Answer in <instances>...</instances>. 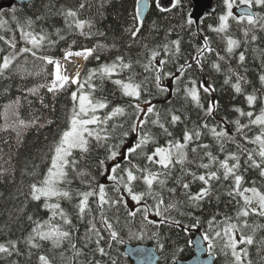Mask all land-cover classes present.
Returning a JSON list of instances; mask_svg holds the SVG:
<instances>
[{
    "label": "snow or ice",
    "instance_id": "obj_1",
    "mask_svg": "<svg viewBox=\"0 0 264 264\" xmlns=\"http://www.w3.org/2000/svg\"><path fill=\"white\" fill-rule=\"evenodd\" d=\"M108 2L110 0H100V7L103 8ZM153 3L160 12L167 13L172 9L180 8L182 0H169L168 5L163 4L162 0H153ZM222 4L223 10L218 16L217 26L213 27L209 24L207 27L214 33L225 34L226 51L232 54L234 49L240 47L241 42L228 34L230 22L246 23L245 38H249V32L252 34L245 43L255 42L258 39L256 33L264 32V0H239V4L236 0H222ZM241 6H243L241 12L236 16L233 9ZM43 7L44 14L36 15L34 19L27 17L21 22L15 15L11 17V22L15 23L26 45L21 48L17 47L15 32L7 27L10 21L0 19V29L5 32L0 34V42L4 45L0 47L2 54L0 77L9 79L13 74L22 78L39 75V72L31 71L26 67L28 57L31 56L34 60L42 62V72H46L43 65L53 66V72L50 73L53 79L49 84L39 85V88H46L49 93L55 94L66 87L76 85V90L70 94L72 107L67 127L50 145L48 167L40 178L29 185L27 193L32 201L37 202L50 215L43 221L34 219L32 215L27 216V220L34 226L24 243L30 250L40 249L41 242H50L54 249H60L68 244L72 250L69 264H101L100 260L95 259V254L98 253L100 257L110 255L106 247L101 246L102 242L108 249L112 248L113 242L124 243L121 233L127 228L130 239H142L147 235L151 239H156L158 248L163 251L165 245L160 240L161 226L182 228L184 231L199 227L201 219L196 213H202L204 202L209 201L216 192L213 182L230 181L226 187V195L230 198L229 203L234 201L236 204L235 216L225 214L219 219L221 213L216 212L211 215L207 219L208 227L204 240L207 241L209 255H213V250L219 247L225 257L231 258V264H252V261L247 259L248 247L254 244L257 229L264 225L249 224L248 217L251 215L264 217V189L256 186V180L250 182L251 186L244 185L245 174L250 170H258L259 177L264 178V108L258 112L253 110L258 101L264 102V95L257 96L255 92L247 94L245 99L250 110L245 111L239 107L234 109L239 117L246 118V123H242L239 118L235 120L224 118L225 124L234 125L235 136L230 135V131L223 125L209 127L208 123H203L197 128L185 130L181 139H176L169 127L183 124L182 115L177 114L179 110L169 109L162 116L152 102L156 93L150 90L149 84L157 93H168L170 88L164 86L162 81L171 79L179 84L184 74L193 68V63L188 60L178 63L182 58L180 38L168 40L165 37L163 43L152 47L143 43L139 58L133 59L125 54H118L111 63H102L99 67L88 70L82 80L79 71H76L74 76L62 74L60 60L48 55H38L45 41L49 45H55L65 40L67 33L62 34L61 28H55L53 33H47L43 29L36 33L34 25L38 21L45 20L48 13H52L62 16L67 29L78 31L81 36L103 37L106 33L96 29L91 19L81 18L80 13L90 7L87 0H80L76 7L60 8H57L52 0H48ZM146 7L149 5L145 0H134L131 22L124 28L129 49L133 44L140 43L141 39H146L142 34ZM254 8H258L259 11H253ZM192 17L193 14L188 13L187 26L197 24V19ZM170 34L171 30H168V35ZM52 35L56 36L57 40H52L50 38ZM192 35L196 36L197 32H193ZM74 44L75 41H72L65 50L64 60L70 57H82L85 60L93 57L99 61L98 53L109 50L106 45L97 44L95 48L73 51ZM112 47H115V44ZM208 54H215L219 60L225 59L215 51L210 38L205 35L192 61L203 70V61ZM238 60L241 65L245 63L244 51L239 53ZM169 64L175 65V71L166 67ZM137 65L147 74L140 81L136 80ZM212 67L217 71L220 70L219 63H213ZM125 71L128 72V76L119 78ZM232 75L236 78L232 87L236 93H241V81H245V77L235 72ZM230 79L231 77L224 83L228 84ZM97 80L100 84L94 82ZM106 80L116 86L122 97L128 98L125 105L110 107L106 97L97 98L94 95ZM259 81L264 85V74L259 75ZM189 83L191 86L185 87L184 98L186 100L190 98L196 107L204 110L206 116H212L219 106L218 102H209L205 108L201 103L199 90L195 86L196 81L191 80ZM200 88L209 95L215 91L211 85L202 84ZM179 90L177 87L176 91ZM38 91V88L29 90L32 95H37ZM15 103L18 104L19 100ZM40 103L44 104L43 98H40ZM19 123L24 125L23 121ZM47 123L52 124L53 121L49 120ZM39 126L43 127V125ZM153 127L172 139L167 140L163 146L158 145L157 134L152 131ZM253 128L257 131L249 135ZM201 129H207L215 143L219 145V152L225 153L223 159L213 153L211 145L201 142ZM150 144L154 146L151 152L148 148ZM227 144H234L235 151H226ZM98 149H102L104 155L103 158L96 159L95 168L100 176L111 182L110 185L97 180V176L92 171L93 166L88 162L91 154ZM189 153L193 154L192 159H189ZM177 165L179 172L174 175ZM188 165H195L197 169L203 171L199 173L192 171ZM170 181L171 186H169ZM196 181H199L202 187L193 193L191 185ZM74 182L85 187L73 188ZM214 198L219 201L220 196L217 194ZM65 200L69 202L76 200L75 219L79 223L86 224L85 232L79 238L83 241L82 246H78L74 237L79 231L77 224L61 206V201ZM121 212L124 213L123 223ZM174 212L180 217L190 218L191 223L185 224L183 220L173 215ZM137 221L139 226L133 230ZM249 228L251 234H245V230ZM259 243L264 246V239ZM90 245L95 246L91 248L92 258L88 257L87 251ZM241 245L244 247H240ZM179 251L182 252L183 249ZM14 255H22L18 241L9 240L7 243H0V256L10 258ZM80 257H84L83 262ZM172 257L171 264H182L177 252H173ZM37 259L38 264H53L46 254L38 255ZM11 264L18 262L13 260ZM111 264H116V261L112 260Z\"/></svg>",
    "mask_w": 264,
    "mask_h": 264
},
{
    "label": "trees",
    "instance_id": "obj_2",
    "mask_svg": "<svg viewBox=\"0 0 264 264\" xmlns=\"http://www.w3.org/2000/svg\"><path fill=\"white\" fill-rule=\"evenodd\" d=\"M9 1L0 0V3ZM149 1V14L145 19L142 29L143 37H146V39H141L140 43L133 44L130 49L127 46L128 37L124 32V28L131 22L134 0H110V2L104 4L103 8L100 7V0H87L90 7H87L80 13L81 18L91 19L96 29L105 32L106 35L103 37L81 36L78 31L73 32L67 29L62 16L48 13L45 20L38 21L34 25V31L39 33L43 29L47 33H53L55 28H61L63 30L62 34L67 33V35L65 40H61L55 45H49L45 41L38 55H48L55 59H63L64 52L71 45L72 41H75V44L72 45L73 51L84 48H95L97 44L106 45L109 50L98 53L100 55L99 61L93 57H89L86 60L81 74V79L83 80L88 70L97 68L102 63H111L118 54H125L126 56H131L133 59L139 58V54L142 52L141 44L143 43H147L149 47H152L163 43L165 37L168 40L180 38L182 58L178 63H184L185 60H188L193 63V68L184 74L179 84L174 83L171 79H164L162 83L164 86L170 88V92L168 93H157L156 89L149 84L150 90L156 93L152 98V102L157 106L162 116L169 109L174 111L179 110L177 114L182 115L184 123L169 127V130L173 132V137L176 139H181L185 130L197 128L203 123H208L209 127L223 125L230 131V135L235 136L234 125L230 123L225 124L224 118L227 117L228 120L239 118L242 123H246V118L239 117V114L234 109L239 107L245 111L250 110L245 99L247 94L255 92L257 96L264 95V85H261L259 81V75L264 74V54H262L264 53V32L256 33L258 39L255 42L245 43V40L250 39L252 34L249 32V38H245L244 29L247 27L246 23L238 24L236 21H231L228 34L241 43L240 47L234 49L232 54H229L226 51L225 34L214 33L207 27L209 24L213 27L217 26L218 16L222 14L223 10L222 0L220 1L222 10L218 2L215 12L207 13L200 20L199 24L191 26H187L186 20L188 13L193 14L195 8L192 0H182L180 8L172 9V11L167 13L160 12L155 7L153 0ZM52 2L56 4L57 8L76 7L80 0H52ZM46 3H48V0H37L22 8L14 7L15 13H13V9L0 13V19L10 21L7 27L15 32L18 48L26 45L20 37L15 23L11 22V17L15 15L21 22L27 17L34 19L36 15L44 14L43 5ZM255 11H259V9L255 8ZM153 25L156 27H153ZM168 30H171L170 35H168ZM193 32H197V35L193 36ZM0 34H5L3 29H0ZM8 35H11V33H8ZM205 35L210 38L215 51L219 52L220 56H223L225 59L219 60L215 54H208L203 61V70H201L192 61V57L196 55L197 48L202 44V38ZM50 38L57 40V37L54 35ZM113 44H115V47H112ZM0 47H4L3 42H0ZM241 51H244L246 56L243 65L238 60V55ZM213 63L220 64L219 71L212 67ZM41 66V61L34 60V58L29 56L26 67L31 71L39 72V75L22 78L20 75L13 74L9 79L0 77V243H7L9 240L18 241V247L22 252V255H14L10 258L0 256V264H11L13 260L17 261L18 264H38L37 257L40 254L48 255L53 264H69V260L72 258V250L68 244H65L60 249H54L50 242H41L42 246L40 249L30 250L24 243L31 228L34 226L31 221L27 220V216L32 215L34 219L38 218L43 221L47 220L50 215L37 202L32 201L27 196V193L29 185L40 178L48 167V149L52 142L67 127L72 107L70 94L76 90V86L71 85L53 94L49 93L46 88H39V85L49 84L53 79L52 75H50L53 72V66L43 65L46 72L41 71ZM166 67L175 71V65L173 64H169ZM135 71L137 73V81L142 80L144 75H147L138 65ZM233 72L245 77L246 82L241 81V93H236L232 87L236 82L235 76L232 75ZM127 76L128 72L125 71L120 74L119 78H126ZM229 77H231L229 83L225 84L224 81L229 79ZM191 80L196 81L195 86L199 90L201 103L205 105V108H207L209 102H218L219 106L214 110L212 116H206L204 110L196 107L190 98L188 100L184 98V89L191 86L189 83ZM94 82L100 84L98 80ZM202 84L211 85L215 91L211 92L210 95L204 93L202 88H200ZM177 87H179V91H176ZM33 88L39 89L37 95H32L29 92ZM94 95L97 98L106 97L110 102V107L114 105L123 106L127 103L128 99L122 97L116 90V86L107 80L104 81L101 88L97 89ZM40 98H43L44 104L40 103ZM17 100H19L18 104L15 103ZM142 107H147V105H142ZM261 108H264V102L258 101L253 110L258 112ZM49 120L53 121V123L48 124L47 121ZM19 121H23L24 125H21ZM39 125H43V127ZM201 130V142L211 145L213 153L218 155L220 159H223L225 153L219 152V145L215 143L208 130ZM152 131L157 134V142L160 146L165 145L167 140L172 139L162 134L161 130L156 127H153ZM256 131L253 128L252 132L248 134L253 135ZM247 146L255 147L254 145ZM125 147H127V144ZM148 148L149 152H151L154 146L150 144ZM226 151H235V145L227 144ZM103 155V150L98 149L91 154L88 162L93 166L92 171L97 176V180L101 183H109L110 185L111 182L106 181L103 176H100L95 168L96 159L103 158ZM192 155L189 153V159H192ZM205 162L207 161L205 160ZM188 167L198 173L203 171L202 169H197L195 165H188ZM178 172L179 165H177L173 174L177 175ZM187 179H191V177H187ZM245 180L244 186H251L250 182L256 180V186L264 189V178L259 177L258 170L248 171L245 174ZM229 183L230 181L213 182L216 192L213 197L209 198V201L204 202L202 213H196L201 219L199 227L189 228L187 231H184L182 228L161 226L160 240L165 245L163 251L158 248L157 240L151 239L147 235L142 239H130L127 235V228H125L121 233L124 243L113 242L112 248L108 249L107 245L102 242L101 246L106 247L110 255L100 257L96 253L95 259L100 260L101 264H111L112 260H115L116 264H134L124 253L127 245H147L153 247L160 256L158 264H171L173 252H177L180 260L192 259L194 255L192 239L195 233H200L204 237L208 227L207 219L216 212L221 213L219 219H222L225 214L235 216L236 204L234 201L229 203L230 198L226 195V187ZM169 186H171V181L169 182ZM84 187V185H80L78 182H74L73 184V188L83 189ZM200 187H202V184L196 181L191 185V190L195 193ZM179 194L180 190L178 189L177 195L179 196ZM217 194L220 196L219 201L214 198ZM180 198L183 199V197ZM75 203L76 200L72 202L65 200L61 201V206L72 216L73 222L77 224L79 231L74 234V237L78 246H82L83 241L79 238L83 236L86 224L76 221ZM173 215L183 220L185 224L191 223L188 217H180L175 212ZM123 217L124 213L121 212L122 223ZM56 222H58V219ZM248 222L249 224L264 225V217L251 215L248 217ZM138 226L137 221L133 230H136ZM245 234H251V228L246 229ZM262 239H264V227L257 229L254 236V244L248 247L249 255L247 259H250L252 264H264V246H261L259 243ZM94 247V245H90L87 250L89 258L93 256L91 248ZM240 247L244 246L241 245ZM180 249H183V251L180 252ZM29 252H31V255H29ZM213 252V255L216 257L215 264H231V258L225 257L219 250V247L214 249ZM61 253H63V256H61ZM80 260L83 262L84 257H80Z\"/></svg>",
    "mask_w": 264,
    "mask_h": 264
},
{
    "label": "water",
    "instance_id": "obj_3",
    "mask_svg": "<svg viewBox=\"0 0 264 264\" xmlns=\"http://www.w3.org/2000/svg\"><path fill=\"white\" fill-rule=\"evenodd\" d=\"M35 1L37 0H10L9 2L0 3V13L4 10H11L16 6L22 8ZM217 1L218 0H193L195 10L192 18L197 19V22H199L206 16L207 12H215V4ZM145 3L149 5V7L144 8L146 19L150 10V2L149 0H145ZM162 3L168 5L169 0H162ZM240 12L241 8L237 13L240 14ZM192 244L194 248V257L190 260H181L182 264H215V256L208 254L207 244L199 233L194 238ZM124 253L134 264H158L160 261V256L156 253L155 249L149 246L127 245Z\"/></svg>",
    "mask_w": 264,
    "mask_h": 264
},
{
    "label": "bare ground",
    "instance_id": "obj_4",
    "mask_svg": "<svg viewBox=\"0 0 264 264\" xmlns=\"http://www.w3.org/2000/svg\"><path fill=\"white\" fill-rule=\"evenodd\" d=\"M69 67H70V73L72 75H75V72L76 71H79L81 70V66H82V61H75V60H70V63H69Z\"/></svg>",
    "mask_w": 264,
    "mask_h": 264
},
{
    "label": "rangeland",
    "instance_id": "obj_5",
    "mask_svg": "<svg viewBox=\"0 0 264 264\" xmlns=\"http://www.w3.org/2000/svg\"><path fill=\"white\" fill-rule=\"evenodd\" d=\"M236 3L239 4V0H236ZM241 7H243V6H241ZM241 7H236V8L233 9V12H234V14H235L236 16H237V11H238ZM85 62H86V60L83 59V65H82L81 70H80V73H81V74H82V72H83V68H84ZM62 74L66 75V74H67V71H66V70H65V71L62 70ZM145 108H146V107H145ZM108 184H109V183H108Z\"/></svg>",
    "mask_w": 264,
    "mask_h": 264
},
{
    "label": "flooded vegetation",
    "instance_id": "obj_6",
    "mask_svg": "<svg viewBox=\"0 0 264 264\" xmlns=\"http://www.w3.org/2000/svg\"><path fill=\"white\" fill-rule=\"evenodd\" d=\"M220 1L221 0H218L217 2H216V4H215V10H216V5L218 4V2H219V4H220ZM192 2H193V0H192ZM194 3V2H193ZM194 7H195V4H194ZM220 8H221V10H222V6H221V4H220ZM194 10H195V8H194ZM254 11H255V8L253 9ZM194 12V11H193ZM207 13H209V12H207ZM207 15V14H206ZM237 15H239L238 13H237Z\"/></svg>",
    "mask_w": 264,
    "mask_h": 264
}]
</instances>
